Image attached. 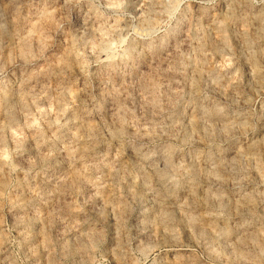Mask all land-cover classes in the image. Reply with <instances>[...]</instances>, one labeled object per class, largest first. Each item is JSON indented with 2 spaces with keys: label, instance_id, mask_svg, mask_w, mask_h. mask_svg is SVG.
Returning <instances> with one entry per match:
<instances>
[{
  "label": "rangeland",
  "instance_id": "374dc122",
  "mask_svg": "<svg viewBox=\"0 0 264 264\" xmlns=\"http://www.w3.org/2000/svg\"><path fill=\"white\" fill-rule=\"evenodd\" d=\"M0 264H264V0H0Z\"/></svg>",
  "mask_w": 264,
  "mask_h": 264
}]
</instances>
